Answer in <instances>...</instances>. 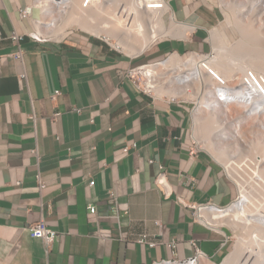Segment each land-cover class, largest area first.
Returning <instances> with one entry per match:
<instances>
[{"label":"crops","instance_id":"obj_1","mask_svg":"<svg viewBox=\"0 0 264 264\" xmlns=\"http://www.w3.org/2000/svg\"><path fill=\"white\" fill-rule=\"evenodd\" d=\"M34 1L0 0V264H153L196 248L210 263L225 261L235 248L229 230L197 223L182 201L228 205L239 194L235 180L209 151L191 154L185 99L144 93L127 75L170 52L209 51L208 33L226 18L218 0H168L166 22L173 13L195 29L136 56L84 29L46 43L26 36V82L11 35L31 30L21 11ZM160 165L167 188L156 183ZM41 219L59 233L49 252L27 229ZM142 233L158 244L137 242Z\"/></svg>","mask_w":264,"mask_h":264},{"label":"bare ground","instance_id":"obj_2","mask_svg":"<svg viewBox=\"0 0 264 264\" xmlns=\"http://www.w3.org/2000/svg\"><path fill=\"white\" fill-rule=\"evenodd\" d=\"M224 3L226 11L232 13L225 11L228 22L234 23L241 33L239 40L232 42L216 26L211 29L214 48L210 55L189 52L184 59L179 53L170 52L169 58L146 67L142 76L157 96L191 94L196 103V139L224 165L239 188L236 204L224 217L215 219L216 224L223 226L220 221L228 218L235 228L244 227L246 235L237 239L234 250L220 264H264V212L260 211L264 210V54L242 49L250 37L264 38L251 15L257 7L264 10V0ZM38 17V35L59 40L70 27L78 26L95 35L106 33L115 38L116 46L131 56L141 54L163 36L185 38L195 29V25L178 22L173 13L168 26L163 14L141 10L135 0H92L87 5L83 0H74L58 22L45 14L39 13ZM257 194L260 200L254 197ZM203 215L212 218L208 212ZM248 253H255L256 257L251 260Z\"/></svg>","mask_w":264,"mask_h":264},{"label":"built area","instance_id":"obj_3","mask_svg":"<svg viewBox=\"0 0 264 264\" xmlns=\"http://www.w3.org/2000/svg\"><path fill=\"white\" fill-rule=\"evenodd\" d=\"M92 0H83V4L87 5L88 3H91ZM74 0H35L31 9H22L21 15L23 18H30L31 20V30L28 33H20L17 30H15L11 38L12 40L18 45L19 49L16 52V57L21 61L23 65V72L21 73V78L28 82L29 74L27 71L26 63H25V56L24 51L21 47L22 41L25 39L26 36L31 37L33 40L39 43H46V42H52L54 39L44 37L42 35L36 34V22L41 21L38 17H31L32 9L36 8L41 15L45 14L48 18H52L53 22H58L69 10ZM136 6L141 9L148 12H152L155 14H163L166 15L168 12L166 10L167 8V1L166 0H135ZM221 6V4H220ZM222 8V6H221ZM37 20V21H36ZM118 50H120L118 47H116ZM194 52L198 55H210L211 52H201V51H190ZM189 57V52L186 53ZM187 57V58H188ZM166 58L168 57V54L166 55ZM165 59V58H164ZM163 60V59H162ZM159 61L150 62V63H143L140 65H137L135 67H132L128 70L127 75L135 82V84L138 86L139 89L143 90L144 93L150 94L154 97H159L155 94L153 88L151 89L150 85L145 84L143 81H140L139 78L142 76V72L146 70V67L151 66L154 63H158ZM146 79V78H145ZM263 90V89H262ZM173 100H176V97H171ZM183 100V99H182ZM196 105V103H195ZM195 107V106H194ZM79 110V109H78ZM193 147L191 150V154L194 155L198 152L199 146L195 142L193 143ZM130 147H126L125 150L128 151ZM36 155H38V151H34ZM160 172L156 177V183L164 188H167L169 186L166 172L164 171V167L162 165L159 166ZM38 179L40 182L41 189H44L46 187L45 183L41 179V175H38ZM96 184L95 180H91L89 183L90 187H94ZM239 194L237 197L228 205L220 206L216 205V203L212 201L204 202V203H194L192 205H187L182 201V204L190 207L194 212V219L197 223H201L209 228L218 229L219 226L216 224L215 217L221 216L224 217L225 215L238 201ZM111 200L115 202L117 210H125L128 211V205L127 204H121L117 203V197L115 193L111 194ZM90 211L92 213L97 212V207L95 205H90ZM208 212L212 215V218H206L203 213ZM29 233L33 237H37L43 240L45 250L49 252L51 250L52 244L58 239L59 233L55 229L51 228L45 219H41L40 221H37L35 223H30L27 227ZM100 236L104 237H110L111 231L108 229H100L98 231ZM137 242L141 244H149L150 246H156L158 243L155 240H152L148 233H142L137 237ZM203 258L210 259L209 255L205 253L200 248H196V251L194 255L187 259H166L162 261L155 262L153 264H199L200 261L203 260Z\"/></svg>","mask_w":264,"mask_h":264},{"label":"rangeland","instance_id":"obj_4","mask_svg":"<svg viewBox=\"0 0 264 264\" xmlns=\"http://www.w3.org/2000/svg\"><path fill=\"white\" fill-rule=\"evenodd\" d=\"M224 1H226L227 3H229V0H218V3L219 4H221V6H222V9H223V11H224V13H225V15H226V18H225V20L221 23V24H219V25H217L218 27H220V29H222L229 37H230V39H231V41L232 42H236L237 40H239V38H241V33L239 32V30L237 29V27H236V25L234 24V23H232V24H230L229 22H228V20L227 19H229L227 16V13L228 14H232L229 10H227L226 11V9L227 8H225V3H224ZM245 5V4H244ZM248 8H251V7H248ZM227 13H226V12ZM167 12L169 13V10H167ZM243 13H244V15H248V11H245V10H243ZM253 13H255V14H253ZM172 14V13H171ZM171 14H170V16L169 17H171ZM249 14H250V12H249ZM251 15H252V17L254 18V20L256 19V22H255V24H256V28H258V27H260V33L261 34H263L264 35V10L261 8V7H257V8H255V9H253L252 10V12H251ZM255 15V16H254ZM233 19V18H232ZM164 20H166V15H164ZM169 21H170V19H169ZM168 21V22H169ZM167 22V23H168ZM71 29H73V30H78V31H83V30H81V28H79L78 26H72V27H70L68 30L70 31ZM68 30L66 31V33L68 32ZM83 32H85V31H83ZM65 33V34H66ZM85 33H87V32H85ZM246 33V32H245ZM64 34V35H65ZM248 34V33H247ZM97 36H103V37H109L106 33H102V34H100V35H97ZM251 38V41H250V39H249V43H248V45L247 46H245V47H243L242 49H244V50H247V51H251V52H253V53H255V54H260V53H263L264 54V38H261V39H263V40H261L260 38V41L258 42V40L259 39H256V38H254V37H250ZM255 40H254V39ZM109 39V41L111 42V43H116V40H115V38L113 39V38H108ZM208 41H209V43H210V45H211V49L209 50V51H204V53H206V52H211L212 51V49L214 48V46H213V44H212V42H211V30H210V33H208ZM213 46V47H212ZM123 53H126V52H124L121 48H119ZM182 56L183 57H185V58H187L188 57V55L187 54H182ZM184 58V59H185ZM139 80L140 81H144L145 80V77H143V76H140V78H139ZM166 95V94H165ZM171 95H166V96H164V97H170ZM172 97V96H171ZM170 97V98H171ZM178 100H181V99H185V101H187L188 103H189V105H190V108L191 109H193V111H192V118H191V125H190V128H189V133H190V135L192 136V139H193V141L196 143V144H198V146L201 148V149H204V150H207V151H209L207 148H205L204 146H202L199 142H198V140L196 139V136H195V129H194V120H193V112H194V106H196L195 105V100H194V98L191 96V94L190 93H187V94H185L184 93V95L183 96H178V97H176ZM196 111V110H195ZM195 113V112H194ZM206 134H208V136L209 135H211V134H209V132L208 133H206ZM210 152V151H209ZM211 153V152H210ZM259 154H261V153H259ZM258 154V155H259ZM215 156V155H214ZM216 157V156H215ZM233 179V178H232ZM234 180V179H233ZM252 188L253 187H251L250 185L248 186V189L250 190V191H252ZM262 193H260V195H261ZM260 195H255L254 197L256 198V200H260L261 199V196ZM257 197L259 198V199H257ZM261 211V213H263L264 212V210L262 209V210H260ZM220 224H223V226H226V228L229 230V232H230V234H231V236H232V249H233V247H234V245L236 244V242H237V239L238 238H240V237H244L245 235H246V230L244 229V227H239V228H235V226L233 225V223H231L230 221H228V218L227 219H223V220H221L220 221ZM255 252V251H254ZM256 253V252H255ZM255 253H248V256H250L249 258L251 259V260H253L256 256V254ZM251 254V255H250ZM220 263V262H219ZM204 264H214V263H210V262H208V260H206V261H204Z\"/></svg>","mask_w":264,"mask_h":264}]
</instances>
